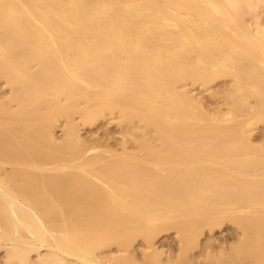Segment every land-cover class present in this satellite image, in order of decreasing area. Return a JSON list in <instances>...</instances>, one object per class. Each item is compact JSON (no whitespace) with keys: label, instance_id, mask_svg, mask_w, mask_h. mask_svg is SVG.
Here are the masks:
<instances>
[{"label":"bare ground","instance_id":"1","mask_svg":"<svg viewBox=\"0 0 264 264\" xmlns=\"http://www.w3.org/2000/svg\"><path fill=\"white\" fill-rule=\"evenodd\" d=\"M0 85V264H264V0H0Z\"/></svg>","mask_w":264,"mask_h":264},{"label":"rangeland","instance_id":"2","mask_svg":"<svg viewBox=\"0 0 264 264\" xmlns=\"http://www.w3.org/2000/svg\"><path fill=\"white\" fill-rule=\"evenodd\" d=\"M216 85H218V83L215 84L214 89L217 88ZM219 85L220 86L217 88V90L218 89L221 90V88H222L221 87L222 85L221 84H219ZM3 91L5 92V89L0 85V95H2L4 93ZM203 97H204V100L207 99L206 103H209L208 100H210V102H211V99H210L211 97L208 94V92L203 93ZM100 123L101 124L97 123L98 126L96 125V127L95 126L86 127L85 129H83L81 131L82 133L80 132V134L84 138H87V139H88V137H90V138H97L96 140H98V138H99V140L103 142V144L102 143L101 144L104 147H107V146L113 147L114 146L113 147L114 149H117V148L119 149L120 136H119V134H116V133H118V132H116V130L118 131V128L116 127V125L114 123H108V124H104L103 122H100ZM260 127H259L260 129L258 128V130L255 132V134L257 133L256 136L260 135V133L264 134V132H263L264 126L260 125ZM56 133L59 134V132H56ZM224 226L219 230L213 231V233H212V237L214 239L213 245L217 246L221 243H227V242L232 241L235 238L236 230L231 225H224ZM161 235H162V237H161ZM161 235L157 238L156 245L158 246V248L160 250L164 251L166 253V255H168V256L170 255V257H175V255L177 253V243H176V240L174 239L173 233L167 232V233H163ZM205 237L206 238L208 237L207 232H205ZM201 239L204 240V236ZM138 242H140V241H137L134 244L137 255L140 254L139 245L141 244V242L140 243H138ZM165 258L166 257H163V259H165Z\"/></svg>","mask_w":264,"mask_h":264}]
</instances>
